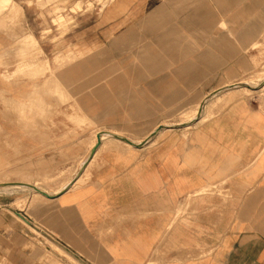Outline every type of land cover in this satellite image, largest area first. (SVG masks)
Segmentation results:
<instances>
[{"label":"crops","instance_id":"obj_1","mask_svg":"<svg viewBox=\"0 0 264 264\" xmlns=\"http://www.w3.org/2000/svg\"><path fill=\"white\" fill-rule=\"evenodd\" d=\"M21 17L0 20V103H21V125L0 105V171H76L100 129L137 142L101 137L32 213L0 193V264H43L16 214L79 264H264V81L231 85L264 67V0H114L65 49ZM195 101V120H159Z\"/></svg>","mask_w":264,"mask_h":264},{"label":"rangeland","instance_id":"obj_2","mask_svg":"<svg viewBox=\"0 0 264 264\" xmlns=\"http://www.w3.org/2000/svg\"><path fill=\"white\" fill-rule=\"evenodd\" d=\"M113 2L114 0H0V20L4 23V25L10 22L15 26L21 22V15L27 12L31 17V25L35 30H39V35L41 36L40 39L42 41L50 44V40L56 39L55 43L57 44L58 48L65 49L67 47L65 40V35L67 32L70 33L71 36H73V34L74 36H77L76 28L78 26H80L81 24H85L88 21H92L94 18H91V15L95 16L98 13H102L103 9H105V7H107L108 5H111ZM27 7L28 9L26 11ZM31 35L33 36V34ZM20 39L18 40V44L21 45ZM22 43L28 49V52H30L31 57H34L35 55L39 54V52H42L39 47L38 41L34 42L30 35L25 37ZM18 57L21 60V54H19ZM256 65L258 66L259 63H257ZM43 71L44 66H42L41 72ZM254 72L255 71H252L250 74L241 78H249V76H251ZM18 73L19 74L17 75H21V68ZM255 80L256 83L260 84L264 81V77L260 79L256 76ZM254 91H249L247 93L242 91V93L239 95L251 94L254 93ZM197 103V101L186 102L185 108H180L179 106H175L174 103H171L170 113L171 115L175 116L159 120H162V122H179L185 120L193 113L192 108L195 107ZM2 104L4 105L5 109H8L7 111L18 115L16 121L21 125V103L1 102L0 105ZM221 104L222 102H219L218 105ZM220 109H217V111ZM1 134L3 133H0V143L2 142L3 138L5 144L8 145V147L12 148L14 146L12 141H15L13 139V136L7 133L3 135ZM32 171L33 169L29 167H21V165L13 166L9 169H3V171H0V177L10 179L21 177L28 178L32 181L37 180L41 182V185L49 187L51 189L49 190L50 192H57L61 188V186L66 183L65 179L69 176H73L72 174L75 171V166L59 167L57 171H53L52 173L44 172L43 174H40L39 172V174L36 176L33 175ZM88 177L89 172L85 173L81 183L85 182ZM74 178H71L70 182ZM0 193H3L7 196L11 206L19 207L20 209L25 208V210H27V212L29 213H32V201H30V198H32L31 193L33 197H43L39 194L37 195L34 191H31L29 189L14 190L11 192L0 191ZM29 193V196L23 197L24 195H28ZM16 215H14L15 219L17 221H20V223H22L21 225H25V227H28V229L31 230H29L30 233L28 231L26 236L31 238L32 241H38V243H40L42 250L41 261L43 264H79L78 261H75V259L69 257V255L66 253V251L70 252L74 256V258L77 259L73 252L57 242L53 243L49 241V239L45 237L47 236V234L39 229H37L38 231H36V229L23 222V220H27L21 214ZM21 218H23V220H21ZM51 240L55 241L54 239ZM192 254V252H189L190 256H192ZM6 262L7 261L4 260L1 262V264H6Z\"/></svg>","mask_w":264,"mask_h":264},{"label":"bare ground","instance_id":"obj_3","mask_svg":"<svg viewBox=\"0 0 264 264\" xmlns=\"http://www.w3.org/2000/svg\"><path fill=\"white\" fill-rule=\"evenodd\" d=\"M30 37L32 38V40L34 42L37 41L34 36L30 35ZM256 76L259 77L260 79H262V77H264V68L263 67L260 70L259 69L258 70H255V72L251 76H249V78H244V79H242L240 81L231 83V85L233 84L232 87L233 86L236 87L234 89L233 96H238L239 94L242 93V91L247 93L249 91H254V90H257L258 88H262V87H260L261 83L260 84L256 83V80H255V77ZM226 86L228 87L229 85H225L223 87L226 88ZM225 103H226V101L224 103H222V105H224ZM202 107L203 106L198 105L196 107V109H195V113L193 115H190L187 119L182 120L181 122H187L188 123L189 121L195 120L193 118V116L195 114L196 115H199L198 113H200L199 111H200V109H202ZM164 126H167L166 123H161L158 127L159 128L160 127L163 128ZM99 133L101 134V137L110 136V137H113V138L118 139V140H121V141L129 142L128 140H125L123 138V136H125V135H123L122 133H120V132H118L116 130L114 131V130H110V129H100L98 132H95V135H94L93 142L91 144L90 150L87 153L88 155L84 156L79 161L78 166H77V169H76L75 173L72 176V178H74V177L75 178L71 182L69 180L64 185H62L61 188L57 192H55V193L50 192L48 188H46L44 185H41L40 184L41 182H39L37 180L32 181V180H30L28 178H21V177L20 178H15V179L0 177V191L11 192V191H14V190L29 189V190L34 191L37 194H41V195H43L45 197H54V196L59 195L60 193H62L63 191H65L67 188H69L70 186H72L73 184H75L76 181L79 179V176H80L79 174L81 173V171L83 170V168H85L86 165L89 163V161H90L93 153L96 150L95 149L93 151L94 147L98 143V134ZM149 137H150V135H148L144 140H147V138H149ZM127 138L131 142H137L134 139H131L129 137H127ZM36 187L39 188V189H37ZM21 220H23V218H21ZM23 221H25V220H23Z\"/></svg>","mask_w":264,"mask_h":264},{"label":"water","instance_id":"obj_4","mask_svg":"<svg viewBox=\"0 0 264 264\" xmlns=\"http://www.w3.org/2000/svg\"><path fill=\"white\" fill-rule=\"evenodd\" d=\"M123 138H124L125 140H128L129 142H131L126 136H123ZM100 141H101V134L99 133V134H98V143H97V145L94 147L93 151L97 148V146H98V144H99ZM36 188H37V187H36ZM37 189H39V188H37Z\"/></svg>","mask_w":264,"mask_h":264}]
</instances>
